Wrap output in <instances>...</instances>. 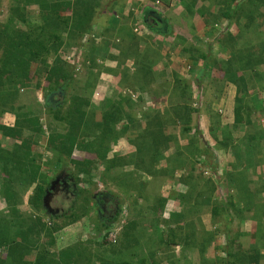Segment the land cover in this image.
Masks as SVG:
<instances>
[{
    "label": "rangeland",
    "instance_id": "obj_1",
    "mask_svg": "<svg viewBox=\"0 0 264 264\" xmlns=\"http://www.w3.org/2000/svg\"><path fill=\"white\" fill-rule=\"evenodd\" d=\"M139 1L136 0L132 8L134 12L130 11L129 14L125 11L124 1L116 3L119 4L120 10L115 5V0H97L98 13L89 33L69 42L71 40L65 30L58 32L57 36L42 32L43 19L47 12L39 4H25L22 22L13 21L16 15V10L13 9L19 6L17 1L0 0V150L16 157V153L20 151L19 147L31 144L29 151L37 166L33 168V184L22 186L21 181L12 180L11 186L17 196V204L14 205L6 200L10 191L6 192L5 189L9 184L0 164V222L3 219L12 222L17 220L30 226L42 221L47 229L62 227L50 239L43 233L29 234L28 238L34 243V251L32 250L24 260L31 263L39 257L43 262L60 264L69 247L81 244L86 247L89 254L87 258L91 264H216L229 260L227 248L232 243L233 253L240 252L242 260L247 264H264V197L258 199L253 195L252 199H256L257 204L251 207L254 211L248 212L245 207L252 202L241 200L235 192L230 191L235 190V186L228 184L227 180L233 172L237 176L240 174L238 166H228V169L224 166L230 165L227 163L229 156L231 159L234 157L230 150L233 149L230 146V136L234 131L229 129L228 134L227 131L222 134V142L226 143L224 147H220L219 143L216 146L210 139L217 137V134L214 135L217 128L221 129L220 120L215 119H220L221 115L226 113L222 107L218 108L216 101V93L221 89L216 76L218 78V74L223 76L227 73V79L233 80L231 73L238 72L242 65L232 58L236 57L240 49L249 50L250 44L260 48L264 43V20L261 17L264 0H235V4L231 5V22L222 19L212 22L210 26L204 22V29L195 26V22L187 24L188 22L172 21L178 11L186 13V8L180 0L167 3L161 0ZM142 1H149L150 9L167 20L170 27L168 35L154 34L145 26L142 22L143 14L140 16V12L144 10ZM157 1H160L162 6L155 10L156 6L151 5ZM250 2L259 4L257 11L253 9L250 13L246 6L245 9L242 8V5ZM135 10H138L137 19L132 17L135 16ZM57 15L67 18L71 16V12L57 11ZM254 21L256 22L253 23ZM249 23L252 28L248 31L244 29L241 34L240 28L242 30V27ZM208 30L211 36L206 35ZM21 32L25 36L30 35V40L35 43L43 41L51 52H42L41 56L34 57L37 58L35 60L28 58L29 54L16 56L13 51L21 45ZM228 35L240 36L236 42H232L234 51H228L226 54L218 45L222 46L221 40ZM27 50L28 48L25 52ZM9 58L23 61L21 67L16 70L25 72V77L29 66L27 81L22 77L25 82L23 85H20L21 78H17L14 73L15 67L13 69L9 65L7 69ZM150 64L152 68L148 70ZM55 65L63 69L59 70L58 82L50 80V77L56 78L54 74L49 73ZM156 67L166 72L160 73L155 70ZM189 68L191 71L188 73ZM256 70V74L260 76L259 84L253 86L252 94L243 96L247 105L251 104V97L255 93L259 95L258 92L264 90V74L259 68ZM203 72L210 79L206 83L197 77ZM262 72L264 73V70ZM146 79L149 80L148 85ZM230 80L226 82H232ZM241 84H249L246 87L248 92L252 88L251 82ZM142 85L147 89L142 90ZM184 89L186 93L182 96ZM212 91L213 96L209 95ZM4 92L6 94H3ZM261 93L264 99V92ZM241 95H244L243 91ZM12 98H15L14 101L9 103ZM83 99L89 105L82 106ZM121 108L126 117L123 116L122 120L118 121L111 116V120L108 115ZM259 112L264 114V106ZM203 114L205 118L209 117V122H205ZM249 116H253V112L245 108L242 112L243 124L238 125L237 129L246 126L244 122L249 120ZM85 118H88L93 126L94 123L99 126L105 121H110L109 124L115 127L116 133L127 130L118 141L107 143L106 147L109 148L105 160L86 147V139L90 141L96 137L92 132L88 135L83 132L81 122ZM258 118L259 121L251 126L253 132L249 133V137L253 139L243 137L248 143L256 140L260 142L262 139L259 144L256 142V154L253 153L252 158L254 164H259L262 162L261 158H264V119ZM33 120L37 121L39 133H33V127L31 130L27 129L30 124L28 122ZM156 123L164 135L161 137L165 143L163 158L155 166H143L144 169L149 167L153 175L147 172L148 169H138L135 164L140 153L142 157H146L143 162H149L151 156L147 150L152 140L146 136L150 135V131H154ZM187 127L190 131L185 134ZM5 129L17 131L16 139L13 133L11 136L2 132ZM99 133L97 130L94 134ZM195 138L198 139L197 146L203 150L202 153L192 158L186 152L185 156L189 166L194 164L195 171L192 172L189 166L185 170L177 169L174 162L179 159V151L191 149L189 144ZM243 138L237 137L239 140ZM70 151L71 159L68 157ZM22 161L19 160L20 163ZM72 161L88 164L89 174L79 175L78 167H75ZM210 163L216 168H211ZM62 174L73 177L75 187L72 186L68 194L61 192L55 195L50 203H44L45 197H42L41 207L38 208L33 200L37 187L43 185L46 189L55 177L58 178ZM185 179L196 182L195 185L199 184L198 193L203 195L202 199L211 198L213 207L219 204L227 208L231 221L226 219L224 222L225 217L222 215L221 218L218 216V223L212 216L214 208L196 204L197 194H191L189 198H192L186 199V202L190 201L192 204L190 206L182 207L179 201L174 200L172 195L187 191ZM260 181L262 182V177L253 182L257 185L250 187L251 194H264V183L260 184ZM210 183L213 192L217 190L215 194L208 189ZM100 193L108 195L105 199V211L99 205L97 196ZM233 195L237 197L234 202L236 211L231 207L229 200ZM159 196L167 201L164 209L155 204V198ZM47 207L54 211L59 210L55 214L57 216L48 213ZM13 208L19 217L10 215ZM191 208H195L196 216L189 220L193 223L189 228V236L188 231L185 236L179 232L178 223L170 227L163 224L169 221L173 214ZM100 210L103 211L100 213ZM156 212H159L161 217ZM157 220L160 221L159 227ZM201 226L205 232L209 229L211 233L204 232L202 236ZM194 227L199 233L192 236ZM15 231L16 228H13L8 233L13 235ZM213 231L216 235L212 234ZM218 233L222 234L221 238ZM213 235L214 238L218 237V241H226L230 235L231 238L227 243L223 242L222 249L216 250L211 246L213 242L208 247V239L210 241ZM202 247L207 248V251L203 253ZM6 249L0 250V259L5 260L4 264H7L8 259Z\"/></svg>",
    "mask_w": 264,
    "mask_h": 264
},
{
    "label": "trees",
    "instance_id": "obj_2",
    "mask_svg": "<svg viewBox=\"0 0 264 264\" xmlns=\"http://www.w3.org/2000/svg\"><path fill=\"white\" fill-rule=\"evenodd\" d=\"M16 1L19 4V6L15 7L17 9H13L14 11L16 10L15 11L16 15L15 17H13V21H22V22L24 21V17H22V10L24 9L23 7L26 6L25 4L31 3V2L39 4V6L42 7L44 11L47 12V15L43 19L44 24H43L42 32L50 33L52 36H57L58 32L65 30L68 34V38L71 40L69 42H72L73 40L76 41L78 37H81V36L83 37L87 33H89V31L91 30L93 21L96 19V15L98 13L96 9V7L98 6L97 0H16ZM152 1H155V0H152ZM161 1L163 3H167L172 0H161ZM199 2H200L199 0H180V3H182V5H184V7L186 8L185 18L193 19L196 14H200L205 19L206 24H209L208 26H210L212 22L215 23L218 20H222V19L229 20V22L233 20L231 17V14H232L231 5L235 4L236 2L235 0H203V2L209 3L208 7H205L204 5H202V7L198 8L197 6ZM245 6L249 8L248 11H250V13L253 9L257 11V9L259 8L258 7L259 4L257 5L256 3H253V2H250L247 5H242V8L245 9ZM66 10L71 12L70 17L62 18V16L61 17L59 15L56 16L57 11L65 12ZM262 13L264 15V12ZM18 14L19 16H17ZM252 15H250V17ZM250 21H253V20L250 19ZM143 22L145 26L149 29V31L153 32L154 34L166 36L170 33V27L168 25L167 20L164 17H162L160 14H158L156 11L150 8L143 10ZM255 22L256 21H254L253 23ZM249 24H246L244 27H242V30L240 28L241 34L244 29L248 31V29L250 30L252 28L251 24L250 25ZM258 26L262 27L260 25ZM12 27L9 29L10 31L12 30ZM29 36L30 35L25 36L21 32L20 34L21 40L19 39L20 40L19 43L21 45H18L17 48H15V51H13L14 53H16V56L29 54V56L27 57L30 59H34V57L41 56L42 52H45V53L51 52V50L46 47V44L43 41L41 43L40 42L35 43L34 41L30 40ZM239 36L240 35L226 36L225 39L221 40L222 46L227 51L232 53L234 51L232 50L233 48L232 42H236ZM249 46H250L249 50L240 49L236 57L232 58L233 61L235 60L237 63L240 62V65H242V68L238 69L239 70L238 74L233 76V83L238 84V92H237L236 107H235V125L236 126L243 124L242 112L247 107L244 97H246V95L248 94L247 93L248 89L246 88L248 86L247 85L245 86V84L242 85L241 83H245L247 81L246 79L247 77L251 78V79H248L249 81L256 80L258 82V80H260V76L256 74L257 72L256 69L264 65V62H263L264 61V43H262L260 48L259 47L256 48V46H252L251 44ZM26 48H28L27 52H25ZM255 49H259V50L254 51ZM111 58H114V57L111 56ZM15 59H12V58L8 59V62H7L8 66H6L7 69L10 66L13 67V69L15 67V70L21 67V65L23 64V61H20V60L17 61ZM154 65L155 64H153V66ZM148 68H149L148 70H151L152 65L150 64ZM15 70H14V73L16 77L19 79L21 78L20 85H23L25 83L24 80L27 81L28 79L29 66H27V70H26L27 76L26 77L23 76L25 72L21 73L20 71H17V70L15 71ZM59 70L63 71L62 68H58V65H55V67L50 69L49 73L54 74L56 77L54 79L50 77V80H52L53 82L55 81L58 82L60 78ZM57 73L58 75H56ZM62 73L61 75H63ZM147 74L149 75L150 72H147ZM22 77L24 78V80L22 79ZM237 79L240 80L239 83H238L239 80ZM145 82L148 85L149 80L146 79ZM240 85H242V87H240ZM145 87H146L145 85H142L141 89L146 90L147 88L144 89ZM245 89H247V91ZM242 91L244 95H241ZM185 93H186V89L182 90V93H181L182 96H185L183 95ZM3 94H6V93L4 92ZM14 99L15 98L10 99L9 103H12ZM81 104L82 106L84 104L89 105V103L85 99L81 101ZM112 112L113 114L108 115L110 116L111 120H112V117L114 119H118V121L122 120L123 116L126 117L125 116L126 114L122 112V108L120 110L115 109ZM174 114L176 118V113ZM86 117H88V115ZM88 118H85V120L81 122V126L83 125L82 129L84 128L83 132H86L87 135L92 132V134L95 135L96 139H93L90 141L86 139V143H88L86 147L88 148V150L95 151L100 159L105 160L106 154L109 148V146L106 147L107 143H110L111 141L112 142L118 141L120 138H122L126 134L127 130L116 133L115 127L109 124L110 121H105L104 124H99V126H97L98 124L94 123V126H93ZM28 123L30 124H28L27 129L31 130V127H33L32 128L33 133H36V132L39 133L36 127L37 121L33 120V121H29ZM158 126L159 125H157L156 123L154 131H150L149 133L150 135L146 136V138H150L152 140L147 150L151 158L149 159V162L144 163L143 160H145L146 157L145 158L142 157L140 153V155L138 156L139 159L137 160L135 164V167H137L138 169L143 168L145 164L155 166L156 164H158L159 160L163 158V152H164L163 149H165L164 147L165 143L161 140V137L164 135H163L162 130H160ZM74 127H76V123L74 124ZM96 129L100 131L99 134H94L95 131H97ZM189 131L190 129H188L187 127L184 133L186 134ZM2 132L9 133L11 134V136L13 133L15 135V137L14 136L13 137L16 139L17 131H11V130L5 129V131H2ZM197 141L198 139L195 138L194 141H192L189 144L191 146L190 147L191 149H188V150L184 149L183 151L181 150L179 151L177 155L179 159L174 162V165L177 169L185 170L189 166V161L187 157H185L187 155L186 152H188L192 158L193 157L195 158L196 155L200 156L203 150L199 149V147L197 146ZM30 145L31 144H27V145H23V147H19L18 149H20V151L16 153L17 154L16 157L13 156L12 154L10 155L9 153L7 154L4 151L0 150V164L2 165V168H3L2 173L5 175L7 183L9 184L8 186H6L5 191L6 192L10 191V193L7 195L6 200L10 204H14V205L17 204V196L13 190V187L11 186L12 180L13 181L16 180L15 182L21 181L22 186H25V185L29 186L30 183L33 184L34 177H35L33 168H36L37 166H35V162L31 158V153L29 151ZM71 151L69 152V156H68L69 159L72 158ZM139 152H140V149H139ZM19 160H23V161L20 163ZM72 164L75 167L79 168V170L77 168L79 175L89 174L90 166L88 164L80 162V161L79 162L72 161ZM189 167H191L190 169L192 170V172L195 171L194 164L190 165ZM149 169H150L149 167L145 169L143 168V170H147L149 174L154 175V173L149 171ZM185 182L186 183L184 184L187 187L186 193L182 195L176 194L175 197L172 195V198L174 200H176L177 202L179 201L181 204L185 206H190L192 204H190V201L186 202V199H191L192 197L189 198L191 194H193V196H196L194 194H197L196 204L197 203L200 205L203 204V205H206L205 207H210L212 209L214 208L212 210L214 214L213 217L217 222H219L217 219H220L222 215H224L225 217L224 222L226 221V219L228 220L230 219L229 210L227 208L223 206L219 207L220 206L219 204L217 206L215 204V207H213L214 202L212 201L211 198L209 199V197L208 199H202L203 195L198 193L200 192L198 190L200 187L199 184L195 185L196 182H190V181H187V179H185ZM208 186H209L208 189H211L213 192L214 189L212 187V183H210V185ZM44 193H45V187L43 185H39V187H37L36 189L35 197L33 198V200L36 201L37 203L36 205L38 208L41 207L40 202H42L41 200H42V197L44 196ZM204 193H206V191ZM246 198L249 199V196H247ZM199 199H201V201H198ZM155 201H156L155 204L159 205L161 209L165 208L166 203H167L165 199L159 196V198H155ZM230 205L232 208L235 209L234 207L235 205L232 204V201ZM189 213L190 215H188ZM156 214L159 215L160 213L156 212ZM10 215L19 217V215H17V211L15 208L12 209V212H10ZM159 216L161 217V214ZM218 216H220V218H218ZM194 217H195V208L194 209L191 208L190 210L184 209L182 212L173 214L170 220L163 222V224L167 225V227H170V226H173V224L178 223L177 226L179 228V232L181 231V233L184 234L185 236L186 231H188V234L187 233L186 234L189 236V228L193 226V223H191L189 220L193 219ZM12 224H14L13 225L14 227H12ZM157 225L158 227L160 226V221L158 220H157ZM13 228H16V231L13 235H11L8 232L10 229H13ZM61 229H62L61 226H55L53 229H47V226L42 221H38L37 225L31 224L30 226H28L22 221L18 222L17 220H14V222H12V220L8 221L6 219H3V221L0 222V250L3 248H7L6 249L7 258H8L6 260L7 264H57L53 262H50V263H47L45 261L43 262L42 259H40L39 257L37 258L38 260H36L35 262L33 261V263H31L30 261H25L24 258L28 256L30 252H32V250L34 251V248L32 247L34 243L32 240L28 238L30 233H33V232L34 233L36 232L37 234L43 233L47 235L46 236L47 238L50 239L53 237V235L56 232L60 231ZM196 230H197L196 227H194V230L192 231V236L196 235L197 233ZM203 233H204V230L202 229V234H201L202 236H203ZM228 240L230 239L228 238ZM213 241H214V235L210 237V241L208 239V247H209V244H211V242ZM227 249H228L227 257L229 258V260L228 261L222 260V261L217 262L216 264L218 263L219 264H234V262L236 261H237L236 264H247L244 260H242L241 258L242 255H240V252L237 254L233 253L232 243L229 245ZM202 250L204 253L207 251V248L202 247ZM87 252L88 251L86 247L82 246L81 244L76 245V246H71L66 251L65 256L62 257V262H60V264H91V261L89 260V258H87L89 256ZM4 262L5 260L3 261L0 259V264H4ZM103 264H110V263H103Z\"/></svg>",
    "mask_w": 264,
    "mask_h": 264
},
{
    "label": "crops",
    "instance_id": "obj_3",
    "mask_svg": "<svg viewBox=\"0 0 264 264\" xmlns=\"http://www.w3.org/2000/svg\"><path fill=\"white\" fill-rule=\"evenodd\" d=\"M125 2V5L126 6H124V8H125V11H126V13H129L130 14V11H132V12H134V10L132 9L133 7H134V5L136 4V0H115V5H117L116 3L117 2ZM137 1H139V0H137ZM200 2L198 3V8H200V7H202V5L204 4V6L206 7H208V3L207 2H203L202 0H199ZM140 2V1H139ZM143 2V5H142V7L144 8V9H147V8H150L149 6H148V4H149V1H142ZM155 3V2H154ZM154 3H153V5H154ZM121 6H123V5H121ZM117 8L118 9H120L121 10V8H119V4L117 5ZM126 8H127V10H126ZM123 9V8H122ZM136 12H135V16L134 15H132V17H134V18H136V15H137V11L138 10H135ZM261 12H264V10H261ZM141 13L143 14V11L142 12H140V16H141ZM262 15H263V13H262ZM261 15V17L263 18V20H264V15L262 16ZM137 19V18H136ZM139 19V18H138ZM107 20H108V18H107ZM107 20H106V22H107ZM176 20H178V22H188L187 24H190V23H192V22H195V26H199V27H202L203 29H204V22H205V19L200 15V14H197L193 19H187V18H185V14L182 12V11H178L176 14H175V17L172 19V21H175V23H176ZM109 21V20H108ZM229 21V20H228ZM143 22V21H142ZM198 22V24H196ZM264 22V21H263ZM206 28V27H205ZM202 35L204 34V33H201ZM206 35H208V36H211V33H210V31L208 30L207 32H206ZM218 45V44H217ZM218 48H221V50L224 52H226V54H227V52L228 51H226V49L224 48V47H222V46H220V45H218ZM216 49V48H215ZM176 50V49H175ZM178 53H180V51L179 50H176ZM217 51H218V49H217ZM156 71H158V72H160V73H162V72H166L165 70H163V71H160L159 69H158V67H156V69H155ZM201 70V69H200ZM259 70H260V72L262 73V74H264L262 71L264 70V66H263V68H261V67H259ZM199 72V71H198ZM231 73V72H230ZM256 73H258V71L256 72ZM236 74H238V72H236V71H234L233 73H231V75H232V77L234 76V75H236ZM211 75H213V74H211ZM214 76V75H213ZM227 76H228V74L227 73H225V74H223V76L222 75H219L218 74V78H217V76H216V80H218V82H217V84L219 85V87H221V89H220V92L217 94L216 93V97H217V99H216V101H217V104H218V108H220V107H222L224 110H225V114L224 115H221V118L220 119H215L216 121L217 120H220V122H221V129H219L218 130V128L216 129V127H217V125H216V123H215V129H216V132L214 133V135L215 134H217V137L215 138V139H212L211 137H210V139L212 140V142H215V144H216V146H218L217 145V143H219V146L220 147H224V145L226 144V143H224V142H222L223 141V135L222 134H224V133H226V131H227V133L226 134H228L229 133V131L232 129L234 132V134L232 135V136H230V138H231V147H233V149H230L233 153L232 154H234V157L231 159V157L229 156L227 159H228V161H227V163L228 164H230V165H224L225 166V168H227L228 169V166L229 167H237L239 170H238V172H240V174L237 176V174H235L234 172H233V174L231 175V177H230V179H228L227 180V182H228V184H232V186L234 185L235 187H234V189L235 190H230V191H233V192H235V194L237 195V197L238 198H240L241 200H244V201H250V202H252L251 203V205H247L246 207H245V209H247V211L249 212V211H254V210H252V208L251 207H253L252 205H256L257 204V201H256V199H252V197H253V195L254 196H256L258 199H260V197H264V194L262 195V194H259V195H256V193L255 194H251L250 193V187L253 185V186H256L257 185V183L256 184H254L255 182H257V179L258 180H260L261 179V177H262V182L260 181V184H262V183H264V158H261L262 160V162H260L259 164L258 163H256V164H254L253 162H252V158H253V153L254 154H256L254 151L256 150V142H257V140L255 141V142H251V143H248V140L247 141H245V139L243 138L244 136L245 137H249V133H250V131H252V127L251 126H254L255 125V123L257 122V121H259V118L258 117H260L261 119H264V114H262V113H260L259 111L260 110H263V106H264V99L261 97V92H264V90L263 91H259L258 93H259V95L257 94L256 95V93L251 97V104H249L248 103V105H247V107H246V110L247 111H252L253 112V116H249L250 118H249V120L248 121H246L245 122V124H246V126L245 125H243V127L244 128H241V129H237L238 128V126H236L235 125V104H236V98H237V92H238V87H237V84H235V83H233V80H230V79H227ZM197 77H200V79L202 80L201 82H207V81H209L210 79H209V77H207V75H206V73L205 72H203V74H201V75H197ZM229 77V76H228ZM233 79V78H232ZM247 79V81H246V83L247 82H251V81H249L248 79H251L250 77H247L246 78ZM259 79V78H258ZM215 80V81H216ZM232 81V82H226V81ZM252 83V88H251V90L248 92V94H252L254 91V89H253V86L254 85H256V84H259V82H256V80H253V82H251ZM249 84H247V86H248ZM264 85V84H263ZM209 86H211L210 84H209ZM263 87V86H262ZM218 89V88H217ZM262 89H264V88H262ZM204 91V90H203ZM206 92H204V94H205ZM207 94V93H206ZM264 94V93H263ZM209 95H212L213 96V91L212 92H210V94ZM256 96V97H255ZM258 97V98H257ZM245 100V99H244ZM246 101V100H245ZM206 115V114H205ZM257 115H258V117H257ZM203 117H204V120H205V122H209V117H206L205 118V116H204V114H203ZM264 125V124H263ZM247 128V129H246ZM254 128V127H253ZM230 129V130H229ZM218 131V132H217ZM244 132H245V134H244ZM253 132V131H252ZM243 133V134H242ZM238 136H240L241 138H243V139H237V137ZM213 137V136H212ZM229 138V139H230ZM250 139H253V138H251V137H249ZM261 140L262 139H260V142H261ZM260 142H257V144H259ZM222 143H224V144H222ZM237 143H239V144H237ZM237 144V145H236ZM219 151V153H220V150H218ZM221 151H223L224 152V150H221ZM263 154H264V151H263ZM236 156H237V158H236ZM211 164V163H210ZM258 164V165H257ZM213 167V169L214 168H216V166H214L213 164H211V168ZM210 170V169H209ZM232 172V170H230V173ZM252 174H254L253 175V177H252ZM253 180V181H252ZM254 182V183H253ZM259 182V181H258ZM253 183V184H252ZM227 184V185H228ZM259 184V183H258ZM259 184V185H260ZM225 186V185H224ZM185 189L187 190V187L185 186ZM229 189V188H228ZM228 189H226V191L228 190ZM204 191V190H203ZM216 191L217 190H215L214 191V193L213 194H215L216 193ZM230 191H229V193H230ZM186 193V192H185ZM185 193H178L179 195L181 194H185ZM260 193V192H259ZM232 194H234V193H232ZM247 196H249V199H247L246 197ZM175 197V196H174ZM237 197H234V195H233V197H230L229 198V200H231L232 201V204L234 205L235 203V201H236V199H237ZM235 198V199H234ZM261 201V200H260ZM238 203H239V201H237ZM236 202V203H237ZM181 204V203H180ZM264 204V203H263ZM181 206L183 207L184 205L183 204H181ZM220 206H222V205H220ZM236 206V205H235ZM234 206V207H235ZM236 208V207H235ZM263 208H264V206H263ZM236 211V210H235ZM246 211V212H247ZM200 215V214H199ZM199 215H197V217H199ZM196 216V215H195ZM213 216V215H212ZM219 223V222H218ZM255 223H257L256 221H255ZM245 227V225L241 228V230L243 229ZM256 227H258V226H256ZM201 228L203 229L204 227H202L201 226ZM168 230V229H167ZM204 230V229H203ZM246 230V229H245ZM198 232V231H197ZM205 232V231H204ZM216 232H218V231H216ZM199 233V232H198ZM205 233H211L210 232V230L209 229H207V231L205 232ZM212 234H215V232L213 231L212 232ZM219 234V233H218ZM216 235V234H215ZM222 234H219L218 236H219V238H221L220 236H221ZM218 237H216V238H214V241H213V243H212V247L213 248H215L216 250L218 249H222V246H223V242H228L227 240L228 239H226V241H221V240H216ZM223 238V240L225 239V236L224 237H222ZM231 238V235L229 236V239ZM216 242H218L217 244H216ZM199 264V263H198Z\"/></svg>",
    "mask_w": 264,
    "mask_h": 264
},
{
    "label": "flooded vegetation",
    "instance_id": "obj_4",
    "mask_svg": "<svg viewBox=\"0 0 264 264\" xmlns=\"http://www.w3.org/2000/svg\"><path fill=\"white\" fill-rule=\"evenodd\" d=\"M56 179V180H55ZM75 187V182H74V178L65 174H62L61 176H59L58 178H54L53 181H51L49 183V185L46 187L45 189V194L43 197L47 196L46 199V203L49 202L53 199V197L59 193H64V194H68L70 191L69 189L71 187ZM108 195H105L103 193H100L97 197H99V205H101L105 211V202H106V197ZM96 197V198H97ZM53 201V200H52ZM103 210H100L99 212L101 213ZM47 212L50 213L53 216H57L55 214H57L59 212V210H52L50 207H47Z\"/></svg>",
    "mask_w": 264,
    "mask_h": 264
},
{
    "label": "built area",
    "instance_id": "obj_5",
    "mask_svg": "<svg viewBox=\"0 0 264 264\" xmlns=\"http://www.w3.org/2000/svg\"><path fill=\"white\" fill-rule=\"evenodd\" d=\"M153 6H156V10H157V8H161V6H162V4H161V2L160 1H157ZM191 71V69L189 68V69H187V72L189 73Z\"/></svg>",
    "mask_w": 264,
    "mask_h": 264
},
{
    "label": "water",
    "instance_id": "obj_6",
    "mask_svg": "<svg viewBox=\"0 0 264 264\" xmlns=\"http://www.w3.org/2000/svg\"><path fill=\"white\" fill-rule=\"evenodd\" d=\"M47 196L44 198V203H46Z\"/></svg>",
    "mask_w": 264,
    "mask_h": 264
},
{
    "label": "clouds",
    "instance_id": "obj_7",
    "mask_svg": "<svg viewBox=\"0 0 264 264\" xmlns=\"http://www.w3.org/2000/svg\"><path fill=\"white\" fill-rule=\"evenodd\" d=\"M155 3H156V2H155ZM155 3H154V4H155ZM151 6H153V5H151ZM155 10H156V9H155Z\"/></svg>",
    "mask_w": 264,
    "mask_h": 264
}]
</instances>
